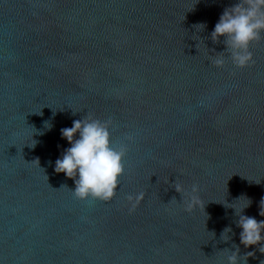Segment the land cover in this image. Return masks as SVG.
Instances as JSON below:
<instances>
[{
  "label": "water",
  "instance_id": "1",
  "mask_svg": "<svg viewBox=\"0 0 264 264\" xmlns=\"http://www.w3.org/2000/svg\"><path fill=\"white\" fill-rule=\"evenodd\" d=\"M236 2L0 0V264H227L233 243L264 260L224 204L264 220V33L245 67L211 39ZM86 114L126 147L108 202L54 170Z\"/></svg>",
  "mask_w": 264,
  "mask_h": 264
},
{
  "label": "clouds",
  "instance_id": "2",
  "mask_svg": "<svg viewBox=\"0 0 264 264\" xmlns=\"http://www.w3.org/2000/svg\"><path fill=\"white\" fill-rule=\"evenodd\" d=\"M195 27L203 28L204 24H197ZM262 33H264V0H237L235 4L223 10L211 32V39L213 42H218L220 37H224L223 43L226 47L219 53L226 52L236 67H245L252 62L250 45L258 40ZM212 62L222 66L224 57H216ZM44 123L50 130L51 123L48 121ZM110 124V118L101 121L86 114L81 119L73 120L70 127L60 129L61 137L65 138L70 146L55 160L54 170L73 178L75 188L72 192L78 199L93 198L108 202L117 192L119 177L124 171L123 157L126 147L123 144L119 147L113 146ZM174 188L180 194L183 192L180 185H175ZM196 192L197 186L193 185L192 193ZM241 198L247 203L237 207L236 204ZM191 199L195 200L196 197L192 196ZM250 203V199L240 196L233 203L224 204L233 208L238 217L235 223L241 229L240 244L245 248L257 245L259 252L264 253V220L258 221L243 212ZM191 207L192 204L189 203L188 209L190 210ZM259 214L264 216V197L260 201ZM230 232H232L231 226H226L221 232V240H230L231 237L228 235ZM225 249L230 253L227 255V264H248V257L254 256L255 251L241 255L239 245L235 243H233L234 250ZM260 264H264V260H261Z\"/></svg>",
  "mask_w": 264,
  "mask_h": 264
}]
</instances>
